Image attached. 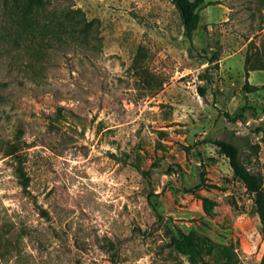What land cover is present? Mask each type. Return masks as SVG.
<instances>
[{"label":"rangeland","instance_id":"374dc122","mask_svg":"<svg viewBox=\"0 0 264 264\" xmlns=\"http://www.w3.org/2000/svg\"><path fill=\"white\" fill-rule=\"evenodd\" d=\"M43 1L0 0V264H264L210 142L264 190V0H204L191 41L172 0Z\"/></svg>","mask_w":264,"mask_h":264},{"label":"trees","instance_id":"16d2710c","mask_svg":"<svg viewBox=\"0 0 264 264\" xmlns=\"http://www.w3.org/2000/svg\"><path fill=\"white\" fill-rule=\"evenodd\" d=\"M172 1L179 10L184 36L191 41L193 33L199 26V8L204 3V0ZM43 5V0H27V8L29 9L41 8ZM207 62L210 61L207 60ZM198 92L203 96L205 90L202 87H198ZM210 142L218 149L220 154L228 159L234 177L243 183L249 194L253 195L257 214L264 229V190L260 177L245 166L241 160L240 149L235 143L219 138H213ZM19 178L23 190H27L29 177L21 168L19 169Z\"/></svg>","mask_w":264,"mask_h":264}]
</instances>
